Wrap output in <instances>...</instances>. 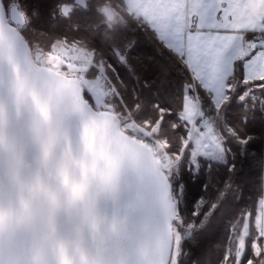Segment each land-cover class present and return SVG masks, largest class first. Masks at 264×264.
<instances>
[{"label": "snow or ice", "instance_id": "snow-or-ice-1", "mask_svg": "<svg viewBox=\"0 0 264 264\" xmlns=\"http://www.w3.org/2000/svg\"><path fill=\"white\" fill-rule=\"evenodd\" d=\"M144 38L163 83L129 87ZM249 124L264 139V0H0V264H189L264 170ZM218 248L264 264V196Z\"/></svg>", "mask_w": 264, "mask_h": 264}, {"label": "trees", "instance_id": "trees-1", "mask_svg": "<svg viewBox=\"0 0 264 264\" xmlns=\"http://www.w3.org/2000/svg\"><path fill=\"white\" fill-rule=\"evenodd\" d=\"M121 76L131 87V84L139 80L140 84L163 83L159 71V61L153 55V46L146 38L141 40L140 46L133 57V69L131 72L121 69ZM147 95V92L145 93ZM248 131L255 137L250 145V151L254 154H264V139L260 138L261 130L258 124H249ZM223 182L217 177L216 182H204L208 184L204 190L200 182L189 183V199L205 202L214 201L223 190L224 183H230L223 172ZM264 195V170L256 167L244 168L243 173L232 186V191L227 192L226 200L212 218L208 233L201 238L198 247L190 251L189 264H217L220 245L225 236L229 224L242 212L251 211L255 215L258 200Z\"/></svg>", "mask_w": 264, "mask_h": 264}, {"label": "rangeland", "instance_id": "rangeland-1", "mask_svg": "<svg viewBox=\"0 0 264 264\" xmlns=\"http://www.w3.org/2000/svg\"><path fill=\"white\" fill-rule=\"evenodd\" d=\"M259 200H260V199H259ZM259 200H258V201H259ZM257 205H258V202H257ZM256 210H257V208H256ZM255 213H256V211H255ZM254 216H255V215H253V217H254Z\"/></svg>", "mask_w": 264, "mask_h": 264}, {"label": "crops", "instance_id": "crops-1", "mask_svg": "<svg viewBox=\"0 0 264 264\" xmlns=\"http://www.w3.org/2000/svg\"><path fill=\"white\" fill-rule=\"evenodd\" d=\"M264 196V195H263Z\"/></svg>", "mask_w": 264, "mask_h": 264}]
</instances>
